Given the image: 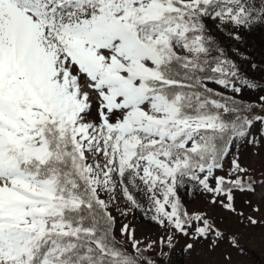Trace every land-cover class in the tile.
Masks as SVG:
<instances>
[{
	"label": "snow or ice",
	"instance_id": "snow-or-ice-1",
	"mask_svg": "<svg viewBox=\"0 0 264 264\" xmlns=\"http://www.w3.org/2000/svg\"><path fill=\"white\" fill-rule=\"evenodd\" d=\"M258 30L264 0H0V264H162L177 237L246 255L181 192L264 226L236 207L264 197V80L236 47Z\"/></svg>",
	"mask_w": 264,
	"mask_h": 264
},
{
	"label": "rangeland",
	"instance_id": "rangeland-1",
	"mask_svg": "<svg viewBox=\"0 0 264 264\" xmlns=\"http://www.w3.org/2000/svg\"><path fill=\"white\" fill-rule=\"evenodd\" d=\"M245 44H238L236 47L246 49L244 53L248 57V62L244 64L249 77L255 78L257 83L264 80V31H255L252 34L245 35ZM256 64L257 68L250 65ZM259 93H249L250 99L255 100ZM252 149H247L246 155L254 167L260 168L264 163V153L261 157L252 156ZM181 196L184 203L190 212L201 209L209 210L213 219L217 221L219 226L225 230L226 233L239 230L245 234L246 255H241L236 250L230 247L225 242L219 248L213 249L207 242L197 244L196 248L188 252L185 248L187 241L183 237H177L175 247L169 251V254L164 258L162 264H264V226L251 227L247 229L240 223V218L222 208L209 207L205 203V197L198 192L182 191ZM246 199L251 200V205L245 203ZM264 197L259 195L255 197L239 196L236 201L238 211L244 212L246 216H254L258 220L264 219V203L261 201ZM259 208V212L253 211V208ZM122 222H131L137 228V236L143 238L150 236L155 239L160 234V229L154 224H150L146 218L137 212L134 215H129L127 220ZM250 238V239H248ZM256 253L258 260L252 254ZM231 257L229 259L228 257Z\"/></svg>",
	"mask_w": 264,
	"mask_h": 264
},
{
	"label": "trees",
	"instance_id": "trees-1",
	"mask_svg": "<svg viewBox=\"0 0 264 264\" xmlns=\"http://www.w3.org/2000/svg\"><path fill=\"white\" fill-rule=\"evenodd\" d=\"M252 254L255 256V258L258 260L259 258L256 256V253L252 251Z\"/></svg>",
	"mask_w": 264,
	"mask_h": 264
}]
</instances>
